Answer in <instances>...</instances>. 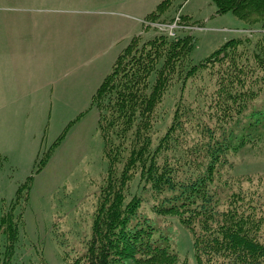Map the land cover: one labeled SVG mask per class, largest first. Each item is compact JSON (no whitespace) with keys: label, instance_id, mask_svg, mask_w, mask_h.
I'll return each mask as SVG.
<instances>
[{"label":"trees","instance_id":"trees-1","mask_svg":"<svg viewBox=\"0 0 264 264\" xmlns=\"http://www.w3.org/2000/svg\"><path fill=\"white\" fill-rule=\"evenodd\" d=\"M174 1L161 0L146 18L160 19ZM212 1L217 14L232 12L249 28H264V0ZM193 50L189 35L144 41L135 35L92 95L107 170L90 237L73 264H189L160 243L141 215L144 194L129 197L136 177L158 214L176 215L189 229L198 264H264V177L228 175L231 155L264 131V105L257 103L264 93V36L230 38L198 62ZM174 87L171 123L159 135L162 103ZM71 123L38 158L36 172ZM32 180L0 205V264H13Z\"/></svg>","mask_w":264,"mask_h":264},{"label":"rangeland","instance_id":"rangeland-1","mask_svg":"<svg viewBox=\"0 0 264 264\" xmlns=\"http://www.w3.org/2000/svg\"><path fill=\"white\" fill-rule=\"evenodd\" d=\"M138 1L0 0V205L15 200L33 175L13 264H73L84 250L107 170L92 95L134 35L144 41L163 34L145 20L172 22L178 16L193 27L177 37L192 36V62L230 38L254 42L264 36V28H249L232 12L217 14L212 0H175L158 20L146 14L161 0H144L143 7ZM189 85L193 96L194 81ZM177 95L174 87L162 103L159 135L171 123ZM257 103L264 105V93ZM70 122L46 167L36 172L38 158ZM262 132L256 144L231 155L229 176L264 177ZM141 186L136 177L129 197L144 194L140 213L160 243L198 264L189 229L176 215L158 214L157 202Z\"/></svg>","mask_w":264,"mask_h":264},{"label":"built area","instance_id":"built-area-1","mask_svg":"<svg viewBox=\"0 0 264 264\" xmlns=\"http://www.w3.org/2000/svg\"><path fill=\"white\" fill-rule=\"evenodd\" d=\"M147 24H150L151 26L157 28L159 32L171 37V38H177L178 33L181 31H187L188 29H191L193 27L188 26V24H184L181 21V18L177 16L172 22H165V21H157V22H150L145 20L144 21ZM198 28V27H197ZM201 29V28H199ZM243 31V30H238Z\"/></svg>","mask_w":264,"mask_h":264},{"label":"crops","instance_id":"crops-1","mask_svg":"<svg viewBox=\"0 0 264 264\" xmlns=\"http://www.w3.org/2000/svg\"><path fill=\"white\" fill-rule=\"evenodd\" d=\"M144 2H145L144 0H141V3H140V0H139V1L137 2V7H140V6L143 7L144 4H145ZM150 12H151V11H150ZM150 12H149V13H150ZM147 14H148V13H147ZM147 14H146V16H147ZM144 31H145V30H144ZM137 35H140V34H137ZM134 36H135V35H134Z\"/></svg>","mask_w":264,"mask_h":264}]
</instances>
